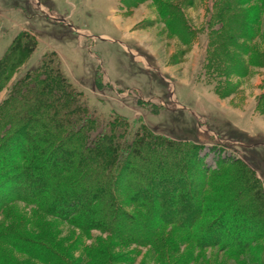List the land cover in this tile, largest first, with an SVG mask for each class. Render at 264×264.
<instances>
[{
    "label": "rangeland",
    "instance_id": "obj_1",
    "mask_svg": "<svg viewBox=\"0 0 264 264\" xmlns=\"http://www.w3.org/2000/svg\"><path fill=\"white\" fill-rule=\"evenodd\" d=\"M17 38L34 47L0 103L26 71L50 62L103 131L114 124L125 143L155 142L159 152L162 138L185 147H171L168 162L189 158L195 201L231 215L215 216L218 245L191 239L212 222L201 210L193 232L167 226L156 246L132 241L138 215L158 210L145 212L133 184L112 194L125 220L103 212L113 230L130 226L121 235L78 226L97 214L68 220L7 198L0 264H264V0H0V60Z\"/></svg>",
    "mask_w": 264,
    "mask_h": 264
},
{
    "label": "trees",
    "instance_id": "obj_2",
    "mask_svg": "<svg viewBox=\"0 0 264 264\" xmlns=\"http://www.w3.org/2000/svg\"><path fill=\"white\" fill-rule=\"evenodd\" d=\"M176 14L168 18L175 21ZM168 24L169 30L179 36L182 34L180 27ZM187 35L185 31L182 38L186 39ZM29 40L15 39L0 60V88L27 61L34 47ZM229 44L234 48V42ZM124 141L122 135L116 133L114 124L108 132L100 128L82 104L79 93L50 62L26 71L10 87L6 100L0 103V214L7 206L4 199L32 202L41 212L68 220L97 214L99 219H93L92 224L84 226L79 221L78 226L83 231L98 229L121 235L130 230V226L122 224L116 231L106 226L104 219L125 220L112 198L124 182L134 185L136 195L141 192L148 199L140 204L147 214H151L153 205L158 208L152 214L154 217L138 215L140 230L132 241L142 244L147 241L159 246L157 233L170 225L193 232L202 217L199 212L203 210L207 216L213 215L212 222L201 228L199 225L191 239L197 244V237L202 236L204 244L218 245L221 232L217 235L214 231L218 230L216 222L220 220L215 216L221 213L223 219L231 212L225 208L216 211L214 201L211 205L207 201L202 205L195 201V194L199 199L201 192L193 194L194 182L185 177L187 166L192 164L189 158L178 164L168 162L174 153L170 148L175 146L163 138L162 152L155 148V142ZM175 150L185 154L186 148L175 147ZM142 163H151L156 168ZM182 186L188 187L184 195L179 193ZM52 193H55V199ZM221 203L225 207L226 204ZM103 212L107 216L104 217Z\"/></svg>",
    "mask_w": 264,
    "mask_h": 264
}]
</instances>
